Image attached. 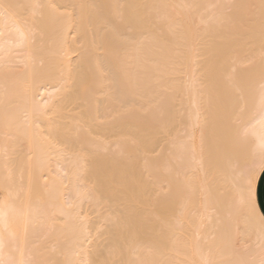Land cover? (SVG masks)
<instances>
[{
  "label": "bare ground",
  "instance_id": "1",
  "mask_svg": "<svg viewBox=\"0 0 264 264\" xmlns=\"http://www.w3.org/2000/svg\"><path fill=\"white\" fill-rule=\"evenodd\" d=\"M262 33V0H0V259L259 264L264 157L231 130L260 116Z\"/></svg>",
  "mask_w": 264,
  "mask_h": 264
},
{
  "label": "snow or ice",
  "instance_id": "2",
  "mask_svg": "<svg viewBox=\"0 0 264 264\" xmlns=\"http://www.w3.org/2000/svg\"><path fill=\"white\" fill-rule=\"evenodd\" d=\"M262 2H264V0H262ZM185 7L192 8L196 6L186 5ZM19 35H20V41L16 46L17 47L26 46L27 37L25 36L24 32L19 31ZM262 35H264V33H262ZM0 59H3V57H0ZM82 83L86 87L89 86L87 81H83ZM259 103H260L259 119H257L255 115L247 120L243 119L242 115L238 116L237 121L233 125V128L231 131H232L233 137L236 139L237 142H240V143L246 142L250 138H254L262 157H264V87H262L260 90ZM241 112H243V110H241ZM35 115L37 118H39V116L47 115V113L41 112L39 110V107H37ZM253 121H255V123H253ZM257 125L259 126L258 131H257ZM65 130H66L65 135L62 138L58 136L57 139L59 143L65 144L67 146L72 142L71 133L75 131V129L70 125H65ZM262 167H264V159H262ZM248 193H249V198L251 199V195H252L251 182H249ZM2 218L3 217L0 216V219ZM2 248H3V241L0 240V250H2ZM0 264H16V262L14 260L5 261L3 259H0ZM22 264H34V262L32 260H28V261L22 262ZM67 264H72V262L68 261ZM93 264H95V262H93ZM104 264H108V261H105ZM116 264H127V262L118 261L116 262ZM208 264H211V262L209 261ZM252 264H255V262H252ZM259 264H264V258H262L259 261Z\"/></svg>",
  "mask_w": 264,
  "mask_h": 264
},
{
  "label": "rangeland",
  "instance_id": "3",
  "mask_svg": "<svg viewBox=\"0 0 264 264\" xmlns=\"http://www.w3.org/2000/svg\"><path fill=\"white\" fill-rule=\"evenodd\" d=\"M0 192H1V190H0ZM0 194H1V193H0ZM0 199H1V195H0ZM189 242H190V241H189ZM189 242H188V245H189ZM212 242H213V243H212ZM226 242H228V241H226ZM226 242H225V244H227ZM199 243H200V244H199ZM215 243H216V245H220L221 243H223V244H221V245L219 246V248H220V247H221V248H223V247L225 248V247H227V246L235 245L234 242H228V244H227L226 246H223V245H225L223 241H222V242L220 241V243H219L218 241H215V240H214V241H208V242H207V241H204V242H203V241H197V242L195 243V242L192 240V242H190V245H189L188 247H190V246L193 247L192 245L198 244L197 246H199V249H200L201 247H203L204 249H210V250L215 249L216 251H215V250H214V251H215L217 254L221 255V256L218 255V256H219V258H218V256H216V253L213 254V256H214V257L216 256V257H215V258L212 257V258H213V260L211 259V260H212V261H211L212 264H217V263L221 264V262H223V264H225V263H226V264H233V263H234V264H250V260H249V258H247V260H246V259H244L245 257H244V258L242 257V258H239V259H238L237 257H236V258L233 257L234 255H232V254H233L234 251H235V246H233L234 249L231 247V248L234 250V251L232 250L233 253H232V252L230 253V251H229V254H230V257H231V258H230V257H228L229 254H228L226 251H225V252L228 254L227 256H226V253H225V252L222 253V252L224 251V249H221V248H220L221 250H219V248L216 249V245H215ZM229 243H230V244H231V243H234V244H231V245H230ZM238 243H239V242H238ZM238 243H236V244H238ZM183 244H184V243H183ZM208 244H210V246L212 245V248H211ZM185 245H186V244H185ZM185 245H182V246H183V247H182L183 249L186 247ZM207 246H208V247H207ZM236 246H238V245H236ZM23 247H24V246H23ZM26 247H29V246H26ZM37 247H38V246H37ZM37 247H35V248H37ZM41 247H42V246H41ZM62 247H63V246H62ZM205 247H206V248H205ZM214 247H215V248H214ZM30 248H31V247H30ZM39 248H40V247H39ZM39 248H38V249H39ZM47 248H48V247H47ZM56 248H57V247H56ZM104 248H107V247H104ZM203 248H202V250H203ZM53 249H55V248H53ZM225 249L228 251V249H230V248L228 247V249H227V248H225ZM200 250H201V249H200ZM222 250H223V251H222ZM230 250H231V249H230ZM218 251H219V252H218ZM221 251H222V252H221ZM220 252H221V253H220ZM53 255H54V254H53L52 252L46 253V256H45L43 259H45V260H47V261L49 260V261H51V262L53 261V262H52L53 264H64V263H63L64 258H63L62 256H58V255H54V256H53ZM182 256H183V257H182ZM186 256H187V255H186ZM186 256H185V255H181V256L179 255V257H181V260H186L185 262L178 260V261L181 262L180 264H184V263L189 264L190 262H191V264H201V257H200L199 255H198V256H199V258H200V261H199V258H197L198 256L195 257V255H194V257L199 261V262H198L197 260H195L196 263H192V261H190V259H188V257H186ZM222 256H223V257H222ZM37 258H38V257H37ZM167 258H168V257H167ZM217 258H218V260H217ZM233 258L235 259L234 261H233ZM215 259H216V261H215ZM229 259H231V262H230ZM236 259H238V260L241 259V260H240V261H237ZM35 260H36V258H35ZM41 260H42V258H41ZM193 260H194V259H193ZM227 260H228L229 262H228ZM245 260H246V261H245ZM42 261H43V260H42ZM105 261H106V260L103 261V264H104ZM107 261H108V260H107ZM176 261H177V260H176ZM188 261H190V262L187 263ZM218 261H219V262H218ZM220 261H221V262H220ZM247 261H248V263H247ZM40 262H41V261H39L38 263H40ZM44 262H45V261H44ZM51 262H49V263H51ZM214 262H215V263H214ZM232 262H233V263H232ZM241 262H243V263H241ZM38 263H37V264H38ZM41 263H42V262H41ZM52 263H51V264H52ZM47 264H48V263H47ZM108 264H113V263L110 261V262H108Z\"/></svg>",
  "mask_w": 264,
  "mask_h": 264
},
{
  "label": "crops",
  "instance_id": "4",
  "mask_svg": "<svg viewBox=\"0 0 264 264\" xmlns=\"http://www.w3.org/2000/svg\"><path fill=\"white\" fill-rule=\"evenodd\" d=\"M255 203L264 218V167L258 175L255 185Z\"/></svg>",
  "mask_w": 264,
  "mask_h": 264
}]
</instances>
